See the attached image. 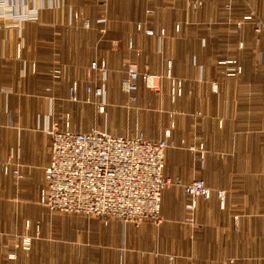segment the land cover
<instances>
[{
	"label": "crops",
	"instance_id": "obj_1",
	"mask_svg": "<svg viewBox=\"0 0 264 264\" xmlns=\"http://www.w3.org/2000/svg\"><path fill=\"white\" fill-rule=\"evenodd\" d=\"M8 1L17 13L28 2ZM53 1L60 2L61 7L43 10L39 21L6 28L5 21L0 20V235L32 237V248L27 251L21 247L16 250L14 242L0 238V264H38V252L42 248L52 247L55 242L67 245L83 242L85 226H78L77 233L71 234L73 228L68 222L104 223L106 226L99 224L104 234L93 241L117 240L115 222L122 221L116 218L104 221L55 212L40 203L45 168L51 155L52 140L46 128L69 126L79 132L99 128L122 136L144 134L157 140L170 127L167 121L172 111L176 126L164 171L179 184L169 185L163 193L165 222H182L189 214L187 205L192 203L197 206L202 222H234L229 212L220 209L216 190H224L227 208L250 211L241 222H253L254 252L262 258L264 73H244L233 80L219 74L218 60H195L194 53L199 47L195 43L197 33L206 34L205 48L209 51L215 49L211 33H221V40L227 41L230 29L227 25L237 0H220L229 4L222 11L216 7L217 0H202V11L191 12V3L198 0H109L106 5L101 0ZM150 8L156 11L153 20L142 24L146 29H154L153 35L138 30L135 21L128 19L135 14L134 9L146 12ZM255 10L264 20L262 7L259 5ZM72 11H82L83 17L92 22L91 29L83 28L81 21L71 24ZM241 16L237 14L234 18ZM101 18L105 22L100 23ZM176 24L180 25L178 29ZM161 28H165L166 36L160 34ZM187 41L194 50L191 56L183 50ZM255 41L257 46H262L264 31ZM19 42L23 56L18 58L15 47ZM164 46L179 49L176 56L183 59L173 60L175 77L184 83V91L174 105L168 96L170 81L164 75L171 61L149 60L164 54ZM138 47L141 50L150 47V54L144 60L134 58L133 51ZM102 58L107 60L109 70L104 80H97V72L89 71V67ZM130 62L161 76L158 83L162 90L154 91L139 81L135 105H128L129 94L123 90L121 81ZM242 62L247 67H264V60ZM54 69L62 70L60 79L52 76ZM74 81L79 84V102L69 99V88ZM88 84L104 88V112L99 110L100 101L88 94ZM124 117L129 119L126 126L118 123H123ZM8 162L10 171L5 172L3 165ZM230 162L243 163L244 170L253 167V172H245L237 183L230 182ZM13 169L20 174H14ZM194 179L204 180L213 189L209 198H193L184 191L183 184ZM134 225H125L126 238ZM11 250L13 257L8 256Z\"/></svg>",
	"mask_w": 264,
	"mask_h": 264
},
{
	"label": "rangeland",
	"instance_id": "obj_2",
	"mask_svg": "<svg viewBox=\"0 0 264 264\" xmlns=\"http://www.w3.org/2000/svg\"><path fill=\"white\" fill-rule=\"evenodd\" d=\"M4 1L5 5L0 8V20H4V25L8 28L15 23L11 17V12H13L14 9L9 6L10 2L8 0ZM101 2L103 5H106L109 0H101ZM201 3L202 0L191 3L189 11H198L202 9L203 5H201ZM217 5L218 6L216 7L218 11H222L229 4L225 2L222 3L220 0H217ZM235 5L237 7L235 10H231L229 18L231 19V22L227 25L230 26L227 41L221 40V33H211V36H214L213 43L215 45V49L213 51H209L208 48H205L206 34L197 33L195 35V43H198L199 47L196 48V51L194 52L192 47L189 46V41L186 42V46L183 48V50H185L190 56L193 52L196 53L195 60H218L217 65L219 66V74L233 80L238 79L244 73L252 74L254 71H256L255 73H264V67H247V65L244 66L242 62V60H264V43L261 47L255 44V37L258 38V35L262 34L264 31V20L259 18L260 16L255 13L257 12L255 7L260 5L262 10H264V0H261L260 2L257 0H246V2L245 0H237L235 1ZM36 7L38 10L36 12V18L28 19L26 17L27 19L19 20V24L28 21H39L43 10L47 8H60L61 4L60 2H54L53 0H28L27 3L22 5L20 13H25L27 16L32 13L31 9ZM135 7L136 6H134V8ZM131 9H133L132 6ZM134 11L135 14L129 16L128 19L135 21V28L143 31L147 35L155 34L156 32L153 31L154 29H146L142 23L146 20L148 23H151L150 21L153 20L154 13H156V11L152 8L147 9V13L145 10L140 12V9H138V11L134 9ZM71 13L73 19L71 24L73 21H81L83 28L91 29L92 22L89 18L83 17L82 11H72ZM237 14H241L242 16L241 18L235 20L234 16ZM246 21H249V23ZM103 22H105V18L100 19V23ZM199 25L202 26L201 24ZM179 27L180 25L176 24V28L178 29ZM203 27H206V24ZM160 34L166 36L167 33L165 28L160 29ZM133 39L135 41L134 34ZM215 39H218L217 42ZM129 44L130 46H133V41L130 40ZM164 47H166L163 52L165 55L160 53L158 58L149 60H169L168 63L171 61L165 70L166 72H164V75L169 78L170 83L168 96L170 103L174 105L179 96L174 102L172 101L171 92L173 88V81H176V84L177 81H181L182 93L184 91V83L181 78L175 77L173 60L183 59H178L176 56L179 49L177 51L176 48H173L172 46ZM149 49L150 47L145 48L144 50H141L139 47L135 48L133 51L135 53V60H144L146 55L150 54ZM15 52L18 58L23 56V46L20 42L17 43ZM100 60H104L106 62L108 71L109 65L107 60L104 58ZM234 61L236 62L232 64ZM131 64L136 66L135 63H127L125 66L126 72ZM136 67L138 68L142 81V75L144 74L159 76V78H161L158 74L141 70L138 65ZM125 76L126 75L122 77V80ZM158 79H156L157 82H159ZM160 90H162L161 86ZM172 112V117H169L170 120L168 119L167 121V123L170 124L172 120L175 121L174 111ZM128 120L129 119L124 117L123 123H118H121L122 126H126ZM229 165L230 182L237 183L241 180L245 172H253V167L244 170L243 163L238 164L237 162H230ZM224 198H226V193ZM219 201L220 209L224 212H229L228 214L230 215V219L232 218L234 222H202L197 213V206L195 205L193 209H188L189 214L183 218L182 222H165L164 217L163 222L161 223L115 222L118 234L116 235L117 240L114 242L105 241L98 243L93 241V238H97L99 235L104 234L102 233L103 229L100 228V226L104 223L68 222L70 228H73L71 234L77 233L78 226L80 228L85 226L86 231L84 232L85 238L83 239V242L74 244L70 243L68 245L55 242L52 247H48L46 249L42 248L41 251L38 252L40 257V259H38V264H264V251L262 252V258L256 256L254 252L253 222H241L245 213L250 211L244 210L241 212L238 207H231L232 209H229L227 208L228 205H226V199H224L223 206H221L220 199ZM187 206L189 208L191 204ZM172 211H174L173 208ZM77 215L89 217L84 214ZM223 217H225V213L223 214ZM128 223L135 225L133 226L130 235L129 233L127 234L129 235V238H126L125 225ZM60 224L61 222H58V225ZM87 236L88 238H86ZM27 237L31 238V246L29 249H24L23 240ZM107 237L109 238V234H107ZM0 238L14 242L16 250H19L20 247L25 251L32 248V237L27 234H1ZM11 252L14 251H9L8 256L13 257L15 254Z\"/></svg>",
	"mask_w": 264,
	"mask_h": 264
},
{
	"label": "built area",
	"instance_id": "obj_3",
	"mask_svg": "<svg viewBox=\"0 0 264 264\" xmlns=\"http://www.w3.org/2000/svg\"><path fill=\"white\" fill-rule=\"evenodd\" d=\"M4 5L5 1L0 0V8ZM21 10L19 13L15 9L11 12L15 22L11 26H20L19 20L36 18L38 11L37 7L33 8L32 13L26 16L25 13H20ZM89 71H96L97 80H104L107 64L104 60H95L90 64ZM52 76L60 79L62 70H52ZM158 78L159 76L142 75L146 86L153 90L160 89V84L156 81ZM140 80L138 68L133 64L129 65L122 80V88L129 94L128 105H134L138 101L135 92ZM172 87L171 99L174 102L182 93L181 81H177V84L173 81ZM78 88V82L71 83L69 99L73 102L80 101ZM87 92L100 101L99 110L104 112V88L88 84ZM86 101L90 102V99ZM172 115L173 112L170 116ZM174 127L175 121L172 120L164 137L157 140H151L144 134L122 136L99 128L86 132L75 131L69 126L64 129L58 126L46 128L45 131L52 140L51 155L45 168V184L40 192V203L55 212L84 214L104 221L116 218L122 222H163V193L169 185L179 184L167 177L164 171ZM3 169L5 172L10 171L9 162L3 165ZM12 171L16 175L20 174L17 169ZM183 188L193 198H209L213 193L201 179L186 183ZM224 192H216L221 206L224 204ZM194 207L195 203H192L189 209ZM23 246L24 249L30 248V237L24 238Z\"/></svg>",
	"mask_w": 264,
	"mask_h": 264
}]
</instances>
